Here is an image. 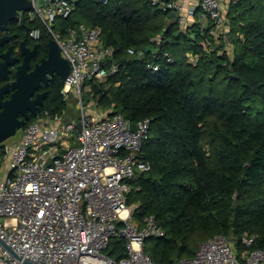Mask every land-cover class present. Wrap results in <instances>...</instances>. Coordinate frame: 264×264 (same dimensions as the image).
<instances>
[{
	"label": "trees",
	"instance_id": "trees-1",
	"mask_svg": "<svg viewBox=\"0 0 264 264\" xmlns=\"http://www.w3.org/2000/svg\"><path fill=\"white\" fill-rule=\"evenodd\" d=\"M229 14L232 54L211 34L212 22L181 28L147 0H79L56 23L63 34L82 24L100 28L103 44L116 50L118 72L87 83L99 109L133 124L152 120L142 151L151 169L132 183L128 205L139 221L155 216L166 231L145 244L156 264L193 258L216 235L234 241L238 256L246 234H257L256 246L264 247V0H241ZM23 16L29 31L20 21L7 30L27 45L40 31L39 63L52 37L30 13ZM63 88L56 76L24 128L45 111L67 112L72 99L64 100ZM105 252L125 257V240L111 239Z\"/></svg>",
	"mask_w": 264,
	"mask_h": 264
},
{
	"label": "built area",
	"instance_id": "built-area-1",
	"mask_svg": "<svg viewBox=\"0 0 264 264\" xmlns=\"http://www.w3.org/2000/svg\"><path fill=\"white\" fill-rule=\"evenodd\" d=\"M32 1L33 18L70 63L62 94L67 102L77 101L81 114L76 121L67 112L45 111L22 129L19 140L0 145V264H156L145 244L165 237L166 231L155 216L139 221L128 205L132 183L151 169L142 151L152 120L134 124L133 131V123L123 115L99 109L87 83H103L118 72L116 50L103 44L100 28L82 24L65 34L56 29L79 0ZM147 1L173 13V22L185 29L201 10L214 25L211 34L225 35L226 44H232L221 7L224 0ZM240 1L226 4L230 9ZM32 36L38 39L40 31ZM93 106L96 115L88 112ZM67 117L72 124L64 122ZM75 129L78 133L72 137ZM115 237L125 240L126 256L119 260L105 252ZM257 242V234L244 235L246 250L238 256L231 240L216 235L203 242L193 258L173 264H264V247Z\"/></svg>",
	"mask_w": 264,
	"mask_h": 264
},
{
	"label": "water",
	"instance_id": "water-1",
	"mask_svg": "<svg viewBox=\"0 0 264 264\" xmlns=\"http://www.w3.org/2000/svg\"><path fill=\"white\" fill-rule=\"evenodd\" d=\"M34 4L32 0H0V31H6L11 21H21L25 23L24 13H31ZM174 16V14L172 13ZM12 36L0 37V47L8 44L12 40ZM36 48L30 51L25 43H22L23 55L25 59L15 72L13 82H8L3 87L0 86V145L16 136L18 131L22 130L26 123L31 120V116H37L40 108L44 105L43 95H37L36 91L42 83L48 84L51 77L59 76L63 82L70 74L71 66L69 61L63 57L57 42L51 39L48 43V57L31 69V55H34ZM12 47L2 55L3 62L0 63V80H10L12 66L18 62L17 59L11 57ZM31 53V54H29ZM234 76V75H233ZM10 89L13 93L8 100H3L4 94ZM20 116L23 119H20ZM66 124H72V120L67 117L64 119ZM77 129H82V124L76 125ZM130 129L135 131L136 125L132 124ZM238 205L235 199L234 206ZM26 264H35L26 261Z\"/></svg>",
	"mask_w": 264,
	"mask_h": 264
},
{
	"label": "flooded vegetation",
	"instance_id": "flooded-vegetation-1",
	"mask_svg": "<svg viewBox=\"0 0 264 264\" xmlns=\"http://www.w3.org/2000/svg\"><path fill=\"white\" fill-rule=\"evenodd\" d=\"M23 17H24V16H23ZM29 17H30L31 20L34 19L33 16L31 15V13H30V16H29ZM20 22H21V21H20ZM22 23H23V22H22ZM23 25H24V27L26 28V29H25L26 31H29V30L31 29L28 25H26V19H25V23H23ZM10 32H11L10 30H6V31H4V32H3V31H0V37H4V36L7 35V36H12V38H13L8 44H5L4 46H1V47H0V63L3 62V60H4L3 57H2V55L5 54V53L7 52V50L9 49V47H12L11 57H12L13 59H17L18 62L16 63L15 66H12V67H11V69H12V73L10 74V80L5 81L3 78H1V80H0V86H1V87H3L4 85H6L8 82H13V81H14V79H15V72H16V69H17V67H18L20 64L23 63V61H24V59H25V55H23V51H22V43H25L26 47H27L30 51H33L35 48L37 49L36 52H35V54L30 56V58H31V69H30V70H33V69L35 68V66H36L37 64H39V63L42 61V59H46V58L48 57V55H47L46 58L41 57V61H40L39 63L36 62V60L38 59V55H37V52H38V46H37V44H35L34 42H35V40H37V39L34 38L32 35H30V38L28 39V45H27V44H26V41L20 39L18 33H13V34H11ZM23 35H24V37H27L26 34H23ZM7 45H8V46H7ZM6 46H7V47H6ZM5 47H6V49H5ZM29 54H31V53H29ZM55 77H56V76L51 77V78H50V81L48 82L47 85L44 84V83H42V85L40 86V88L36 91L34 98H36L37 95H43V94H45V96L43 97V102H45V100H46L47 97H48V90H47V88H48L51 84H53V81H54ZM12 93H13V90L10 89L6 94H4V96H3V100L5 101V100L10 99ZM20 119H23V117L20 116Z\"/></svg>",
	"mask_w": 264,
	"mask_h": 264
},
{
	"label": "rangeland",
	"instance_id": "rangeland-1",
	"mask_svg": "<svg viewBox=\"0 0 264 264\" xmlns=\"http://www.w3.org/2000/svg\"><path fill=\"white\" fill-rule=\"evenodd\" d=\"M225 2H226V0H225ZM224 5L226 6L225 3H224ZM223 9H224V6H223ZM223 12H224V10H223ZM31 15L34 17L33 13ZM221 37H222V39L220 41L223 42L225 39V35H222ZM227 46H228L227 51H229V53L231 52V54H232V52H233L232 47H234V46H232V47L230 45H227ZM76 102L77 101L75 99L71 100V103L69 104V107H68L66 114L73 117L76 121H78V119L80 118L81 111H80V108L76 105ZM88 112L91 113L92 115H96V114H98V109H97V107L93 106L92 108H90L88 110ZM77 133H78V131H77V129H75V131L71 133V136L73 137ZM21 134H22V130L18 131L16 136H14L11 139H9L8 141H6V144H12V143L16 142L17 140H19ZM1 173H2V171L0 172V174ZM232 243L234 244V241Z\"/></svg>",
	"mask_w": 264,
	"mask_h": 264
},
{
	"label": "crops",
	"instance_id": "crops-1",
	"mask_svg": "<svg viewBox=\"0 0 264 264\" xmlns=\"http://www.w3.org/2000/svg\"><path fill=\"white\" fill-rule=\"evenodd\" d=\"M224 3L226 4L225 0L223 1V4L221 5V7L223 9V6H224L223 10H224V16L226 19V26H227V29L229 30L232 19H230L231 15L229 14V8L227 7V4L225 6ZM185 4L187 8L191 5L189 2H186ZM194 25H198V27H200L201 29H204V28H208L211 25V21L201 10L198 9L194 17L189 18L186 28L188 29L190 27H193Z\"/></svg>",
	"mask_w": 264,
	"mask_h": 264
}]
</instances>
